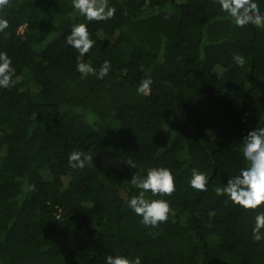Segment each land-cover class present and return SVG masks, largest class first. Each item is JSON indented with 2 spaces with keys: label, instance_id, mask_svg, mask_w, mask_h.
I'll return each instance as SVG.
<instances>
[{
  "label": "trees",
  "instance_id": "obj_1",
  "mask_svg": "<svg viewBox=\"0 0 264 264\" xmlns=\"http://www.w3.org/2000/svg\"><path fill=\"white\" fill-rule=\"evenodd\" d=\"M0 264H264V0H0Z\"/></svg>",
  "mask_w": 264,
  "mask_h": 264
}]
</instances>
